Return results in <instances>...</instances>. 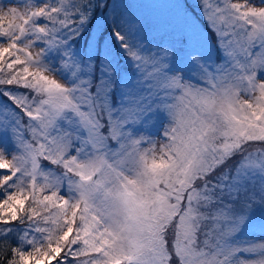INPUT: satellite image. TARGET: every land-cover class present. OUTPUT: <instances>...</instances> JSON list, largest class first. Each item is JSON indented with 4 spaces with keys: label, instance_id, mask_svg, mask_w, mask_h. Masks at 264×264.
I'll use <instances>...</instances> for the list:
<instances>
[{
    "label": "snow or ice",
    "instance_id": "snow-or-ice-1",
    "mask_svg": "<svg viewBox=\"0 0 264 264\" xmlns=\"http://www.w3.org/2000/svg\"><path fill=\"white\" fill-rule=\"evenodd\" d=\"M0 264H264V0H0Z\"/></svg>",
    "mask_w": 264,
    "mask_h": 264
}]
</instances>
